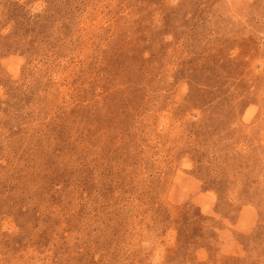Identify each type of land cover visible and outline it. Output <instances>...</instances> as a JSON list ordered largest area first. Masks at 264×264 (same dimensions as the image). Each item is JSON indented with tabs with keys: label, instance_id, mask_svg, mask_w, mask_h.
I'll use <instances>...</instances> for the list:
<instances>
[{
	"label": "rangeland",
	"instance_id": "1",
	"mask_svg": "<svg viewBox=\"0 0 264 264\" xmlns=\"http://www.w3.org/2000/svg\"><path fill=\"white\" fill-rule=\"evenodd\" d=\"M0 264H264V0H0Z\"/></svg>",
	"mask_w": 264,
	"mask_h": 264
}]
</instances>
